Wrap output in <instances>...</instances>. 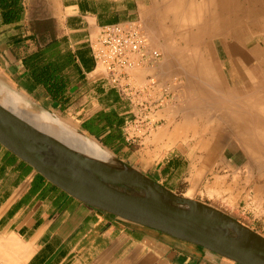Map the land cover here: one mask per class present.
I'll return each mask as SVG.
<instances>
[{
	"label": "crops",
	"instance_id": "1",
	"mask_svg": "<svg viewBox=\"0 0 264 264\" xmlns=\"http://www.w3.org/2000/svg\"><path fill=\"white\" fill-rule=\"evenodd\" d=\"M230 1L237 2H224ZM203 3L204 0H22L19 21L7 23L0 12V74L53 111L67 115L92 106L94 110L84 114L80 125L101 109L117 107L116 103H111L112 99L105 98L108 90L114 89L124 102L121 108L125 115L124 140L106 146L175 191L196 195L211 203L224 196L230 200L239 188L245 192L248 187L246 180L242 179V185L238 180L239 160L228 158L235 157L239 151L224 146L222 153L218 152L220 142L216 140L222 138L223 142L229 127H223L220 134L208 136L179 126L178 113L193 114L187 76L186 84H181L183 78L165 62L134 71L137 82L155 75L161 82L169 83L174 100L186 99L188 108L185 111L183 105L179 107L174 102L164 105L156 129L150 136L132 144L126 138L124 126L132 116L133 104L95 70L90 46V40L97 36L102 25L140 20L153 43H172L180 49L179 44L186 42L181 37L175 39V31L171 30L174 24L186 27L189 15L201 10ZM31 19H52L63 56L70 58L65 70L70 81L68 105L47 95L44 85L33 84L28 79L29 71L23 57L39 47V37L30 28ZM185 35L188 36L186 32ZM219 39L231 61V77L240 76L244 72H239V62L248 65L245 48L252 47L257 38L227 32ZM171 65L174 67L173 63ZM175 79L178 83L172 87ZM194 91L197 114L206 107V91L198 88ZM224 91L212 88L210 108L222 110V117L231 124L230 113L235 110L242 113L247 103H241L245 101L240 99L244 95H233L229 89ZM198 100L203 101L196 102ZM235 102L238 105L234 106ZM10 152L0 143V264H239L200 245L94 208L67 194L41 174L48 182L42 179L30 164L32 168L28 169L23 160ZM220 154L225 158L218 161ZM218 165H222L224 173L217 177L210 175Z\"/></svg>",
	"mask_w": 264,
	"mask_h": 264
},
{
	"label": "water",
	"instance_id": "2",
	"mask_svg": "<svg viewBox=\"0 0 264 264\" xmlns=\"http://www.w3.org/2000/svg\"><path fill=\"white\" fill-rule=\"evenodd\" d=\"M0 81L22 93L36 110L60 117L1 74ZM77 129L111 151L124 169L98 163L0 102V143L67 194L239 264H264L263 233L211 202L174 191L122 159L81 125ZM127 188L148 189L152 196Z\"/></svg>",
	"mask_w": 264,
	"mask_h": 264
},
{
	"label": "bare ground",
	"instance_id": "3",
	"mask_svg": "<svg viewBox=\"0 0 264 264\" xmlns=\"http://www.w3.org/2000/svg\"><path fill=\"white\" fill-rule=\"evenodd\" d=\"M224 1L225 0H204L201 10L192 12L189 15L186 22H188L187 25H189V23L191 24L187 26L189 27V30L186 29L188 39H185V42L187 45L196 44L195 49L198 54L196 58L200 60L201 64L199 72H201L203 76L202 79L207 84V86L200 84L198 89H201L203 92L208 91V89L212 91V88L221 90V92H225L224 90L229 89L233 95L237 93L239 95L244 94V100L247 103L245 109L249 110V113L244 115L238 112V110L230 113L232 124H230L228 129L231 128L230 130L233 133L241 135V145L243 150H245L243 151L246 154L245 156L248 155L249 158H251V162L254 166H260V161H262L261 156H264V0H237L236 3L230 1L228 4ZM246 2L249 3L247 4ZM197 18L199 19L198 26L196 29H192L191 27L195 25L193 22ZM179 27L180 25L178 24L174 27L175 39L184 37V31ZM227 32H233V35L236 36L257 37L259 39V43L252 49L248 48L249 53L251 52L257 60L254 71L249 72L247 68H245L244 73L239 76L240 79L232 75L231 78H226V80H224L219 74V70L217 71L213 63L208 59V46L211 45V42H214L215 38H223V36L227 35ZM193 40H197V42L194 43L192 42ZM179 45L183 46L182 43ZM168 48H170V59H168L170 60V64H174V67H176L179 61L190 62L193 59L192 50L188 53L185 51V55L181 48L177 49L173 44H170ZM190 48L192 47L190 46ZM185 64L189 67V71L186 70V72L193 73L192 67L194 65L192 66L190 63ZM190 96L189 103L193 112L195 110V95L193 97V93L191 92ZM32 98L34 97L32 96ZM25 99L26 97L22 93L12 90L6 82L0 81V102L3 105L12 109L38 127L47 130L64 143L83 152L98 163L112 168L124 169L117 162L111 151L103 148L93 137L78 130L74 126L75 122L71 124V122H67L64 118L54 117L46 111H38L30 106ZM202 101L198 100L196 102L201 103ZM250 121L251 124H249ZM205 144H207V142ZM127 172L129 173L130 171ZM127 191L144 196H152L148 189L134 190L132 188H127ZM187 196L191 197V195Z\"/></svg>",
	"mask_w": 264,
	"mask_h": 264
},
{
	"label": "rangeland",
	"instance_id": "4",
	"mask_svg": "<svg viewBox=\"0 0 264 264\" xmlns=\"http://www.w3.org/2000/svg\"><path fill=\"white\" fill-rule=\"evenodd\" d=\"M187 23L188 22L185 23L186 28L185 27H179V28L183 29L182 31L186 32V29L189 30L188 29L189 27H187V26H190V24H191V23H189V25H187ZM198 23H199V19L197 18L193 22V24H195V25H193V27H195V28H193V27H191V28L196 29L198 26ZM175 25L176 24H174L171 32H174ZM185 32H184V37H183L184 39L182 38L183 40L188 39V37L185 35ZM186 34L188 35L187 32H186ZM258 43H259V39L257 38V41L254 43V45L252 47H248V48L252 49ZM154 44L157 45L162 51V58H161L159 63L165 62V64L167 65V67L169 69L170 68L176 69V71L174 73L178 74L179 77L183 78V81L181 82V84H186L185 76H187V78L189 80L188 82L190 84V92L189 93L194 91L196 88H199L200 84L207 86L206 82L202 79L203 76H202L201 72H199V67L201 66V64H200V60L198 58H196V57H198L197 51L195 49L196 44L187 45V43L186 44L182 43L183 46H181V50H183L184 53H185V51H187L186 53H188L190 50H192V52H193V59L190 62L184 61L185 63H188V64L190 63V64H192V66L193 65L195 66V67L194 66L192 67L193 73H189V72L187 73L186 72V70L189 71V67H187V64H185L183 61H179L178 64L176 65V67H173L170 64V60H169L170 59V53H169L170 48H168L170 46V44L155 43V42H154ZM190 46L192 48H190ZM187 47H189V48H187ZM243 47H245V45H243ZM208 48H209V50L207 52V55L209 57L208 59L216 67L217 71L219 70L218 72L222 76V78L224 80H226V78L227 79L231 78V75H230V73L232 72L231 61L228 59V53L225 50V47H224L223 43H221L220 39L215 38L214 42H211V45L208 46ZM238 48H241V46H238ZM248 48H247V50L245 48V51H244L245 53H246V51H248ZM186 53H185V55H186ZM248 54H249V56H248ZM245 57H246L245 59H248V63L246 62L248 65H245L244 61L239 62V64H238L239 72L240 73L244 72L245 67L247 68V70L249 72H253L254 67L256 66V62H257V60L254 58L255 56L251 52L249 53V51H248L245 54ZM135 71H139V70L135 69ZM237 78L240 79L239 75ZM177 83H178V79H175L173 81L172 87L176 86ZM172 90H173V88H172ZM173 92L174 91H172V95H171L167 104L174 102V104L179 105V107L180 106L182 107V105H183L184 106L183 110L186 111V109L188 108L187 100L186 99L185 100H179V102L177 101V99L174 100ZM242 95H244V94H240V96H242ZM177 96H178V93L175 94V98ZM205 96H206V98L204 100V106H206L205 108L202 107L199 110L200 112L197 114H195V112H196V109H195L193 111V114H191V115H187V113H181L180 112L177 115V121L179 122V126L181 128H182L181 125H183L184 128L190 130L191 132H196V131L197 132L198 131L204 132L205 134L207 133L208 136H211L214 133L216 134V132H218V134H220V133H222L221 129L223 127H230V123H226V119L224 117H222V115H221L222 110L215 109L213 112L212 111L213 109L210 108V106L212 104V102H211L212 99L210 97L211 96L210 89H208V91L205 92ZM240 99H244V96H243V98L240 97ZM224 100H226V98H224ZM243 103L246 104L245 101ZM235 105H238V104L236 103V104H234V106ZM93 110L94 109L92 108V106L90 107L89 105H87L84 109H79V111H77L76 113H72V111H71V114L68 113L67 115L62 114L59 111H55V113L58 116H60L61 118H64V120H66L67 122H69V123L71 122V124H74V122H75L74 126L79 128L80 127L79 121L83 118L84 114L90 113ZM248 113H249V110L244 109V110H242L241 114L246 115ZM228 118L231 120L230 115L228 116ZM160 120H161V117H160ZM159 124H160V121L157 124V126ZM249 124H251V121ZM221 139L216 140L217 142H220L219 145L217 144L218 152L222 153V148H224V146L226 148L228 147V148L233 149V150L238 149V151H239L238 155H236L235 157L229 156L228 158H230V159L235 158V159L239 160L241 165L238 168L239 171L237 173L238 174L237 177H238V180L241 182V185L243 183L242 179L246 180L247 181L246 184L248 185V187L246 190H244L245 192H243V190L241 188H239L240 191L237 190L236 193L234 194V196H232L230 200L226 199V197L224 196V197L220 198V200L216 199L215 203H213V204L221 207L222 209L226 210L227 212L236 216L237 218L243 220L244 222L248 223L251 227H253L254 229H256L259 232L264 234V156H261L262 161H260V166L256 165L257 166L256 167L252 164L251 158H249L248 155L245 156L246 154H244V152H243L245 150H243L242 145H241V141H242L241 135H238V133L237 134L233 133L230 130L227 133V136H225V140H223V142ZM131 143L136 144L137 142H131ZM221 157L225 158L224 156H221V154H220V155H218V158H219L218 161L221 159ZM132 165H135V164H132ZM221 167H222V165L221 166L218 165V167H216V170H214L213 173H211L210 175L217 177L219 174H223L224 170H222ZM176 192H178V191H176ZM178 193H181V192H178ZM181 194H183V193H181ZM191 196L209 202L205 198L203 199V198L196 196V195H191Z\"/></svg>",
	"mask_w": 264,
	"mask_h": 264
},
{
	"label": "built area",
	"instance_id": "5",
	"mask_svg": "<svg viewBox=\"0 0 264 264\" xmlns=\"http://www.w3.org/2000/svg\"><path fill=\"white\" fill-rule=\"evenodd\" d=\"M95 70L133 104L132 116L124 132L129 142H139L151 135L160 121V111L172 95L171 85L150 75L144 82L134 78L135 69L156 67L161 49L140 20L108 23L90 40Z\"/></svg>",
	"mask_w": 264,
	"mask_h": 264
},
{
	"label": "trees",
	"instance_id": "6",
	"mask_svg": "<svg viewBox=\"0 0 264 264\" xmlns=\"http://www.w3.org/2000/svg\"><path fill=\"white\" fill-rule=\"evenodd\" d=\"M22 10V0H0V12L3 20L7 23L19 21ZM30 28L39 37V47L23 57V63L29 71L28 79L33 84L44 85L47 95L68 105L70 103V81L65 75V70L70 58L63 56L61 41L56 35L53 20L31 19ZM102 92L104 91L102 90ZM105 98L108 101L112 99L111 103H116L117 107L97 111L86 118L81 123V127L94 135L102 144L109 145L115 141L124 140L122 126L125 122V115L121 113L124 102L114 89H109ZM106 131L107 133L102 135ZM11 154L17 157L13 153ZM22 163L28 169L32 168L25 161ZM39 176L46 180L41 174Z\"/></svg>",
	"mask_w": 264,
	"mask_h": 264
}]
</instances>
